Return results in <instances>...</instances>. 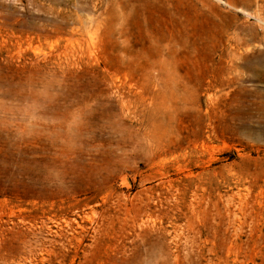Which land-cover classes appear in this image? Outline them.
I'll return each mask as SVG.
<instances>
[{
    "label": "rangeland",
    "instance_id": "obj_1",
    "mask_svg": "<svg viewBox=\"0 0 264 264\" xmlns=\"http://www.w3.org/2000/svg\"><path fill=\"white\" fill-rule=\"evenodd\" d=\"M0 62V264H264V0H0Z\"/></svg>",
    "mask_w": 264,
    "mask_h": 264
},
{
    "label": "trees",
    "instance_id": "obj_2",
    "mask_svg": "<svg viewBox=\"0 0 264 264\" xmlns=\"http://www.w3.org/2000/svg\"><path fill=\"white\" fill-rule=\"evenodd\" d=\"M22 72L21 68L16 67L15 64H5L3 62H0V75L4 76V78H10L11 76H13L14 78L18 75H20ZM2 187V186H0ZM2 189V188H0ZM8 194L9 192L6 191L3 194ZM0 194H1V190H0Z\"/></svg>",
    "mask_w": 264,
    "mask_h": 264
}]
</instances>
